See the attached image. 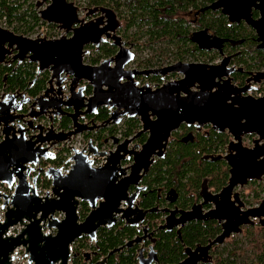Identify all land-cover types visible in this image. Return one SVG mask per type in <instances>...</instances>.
Segmentation results:
<instances>
[{"label":"water","instance_id":"95a60500","mask_svg":"<svg viewBox=\"0 0 264 264\" xmlns=\"http://www.w3.org/2000/svg\"><path fill=\"white\" fill-rule=\"evenodd\" d=\"M35 7L40 9L41 21L56 26L63 35L57 39L29 38L0 27V68L9 56L17 66L24 61L34 64L31 86L41 74H47L43 88L34 95L0 87V185H6L9 191L0 192V264H12L19 248L24 249L29 264H71V248L77 240L87 238L89 244L96 245L98 231L111 229L117 222L136 229L137 235L96 262L91 259L96 253H84L85 262L107 264L111 256L134 245L139 247V264H160L152 247L159 231L177 229L181 240L180 230L186 224L214 221L221 233L206 246L185 248V260L179 263L206 264L213 246L240 234L242 227L253 225L254 220L264 225V202L258 208L241 211L239 194H233L238 186L264 177V97L248 96L251 88L233 85L231 76L241 69L230 66L233 56L224 55L223 39L207 30L192 36L199 49L219 53L218 64L179 62L162 69L129 70L126 67L134 54L123 47L117 35L121 24L113 10H88L87 17L98 16L85 21L79 17V7L68 0H38ZM206 9L220 10L230 22H245L256 33L258 49L264 50V0H219ZM252 9L259 12L258 20L251 17ZM108 40L118 48L115 56L97 66L85 64L87 48L98 51ZM170 74L181 78L156 89L136 82L139 76L164 81ZM104 109L107 118L97 122L96 117ZM62 117L69 120V125L60 132H55L53 125L37 123L44 118L53 123V119ZM86 117L91 119L82 123ZM124 118H137L141 129L122 141L112 137V150H103L107 141L99 140L95 145L90 138L82 150L71 148L73 155L65 173L53 166L41 167V163L56 160L44 144L53 147L71 142L78 135L97 134L119 125ZM182 125L196 132L210 126L214 132L231 138L224 157H209L226 162L227 186L213 195L203 185L199 193L202 203L189 211L162 210L163 224L148 233L142 224L154 210L139 208L138 194L144 190L139 185L153 163L165 157L172 134ZM141 135L147 136L144 144H133ZM248 136H254L249 148L243 144ZM96 158L100 165L95 167ZM123 162L130 165L123 167ZM41 179L50 184L43 198L36 190ZM131 187L135 188L133 194H129ZM169 195L176 193L171 190ZM81 204L89 210L83 220L79 216ZM205 206L213 208L204 212ZM15 227H19L18 234L10 235ZM146 243L150 245L146 247ZM146 248L149 252L145 254Z\"/></svg>","mask_w":264,"mask_h":264},{"label":"trees","instance_id":"16d2710c","mask_svg":"<svg viewBox=\"0 0 264 264\" xmlns=\"http://www.w3.org/2000/svg\"><path fill=\"white\" fill-rule=\"evenodd\" d=\"M33 0H0V21L5 20L7 29L17 35L30 37L35 28L46 25L38 13L33 10L36 5L29 3ZM84 4L88 10L105 7L113 10L121 21L120 35L131 41H136L138 51L150 50L153 54L146 60L144 66H152L159 61L162 65L167 60L202 62L211 64L219 58L214 51L199 49L188 38L191 24L185 20L173 18L178 12L191 8L193 11L203 4L211 5L214 0H68ZM84 1V2H82ZM79 6V5H78ZM207 8V7H206ZM197 29L207 30L214 36L225 41L223 52L226 55L240 52L232 64L244 66L248 69L260 70L264 68V51L256 49V42L252 40L251 30L244 26L230 24L226 16L220 12L207 9L201 15ZM53 27V26H51ZM133 29V32H130ZM114 50L108 46H101L95 57L90 58V64H97L100 60L108 58ZM207 59V60H206ZM201 60V61H200ZM143 63V62H142ZM35 66L25 63L10 75L7 85L10 91L27 90L31 95L38 93L44 86L47 76L39 79L32 89L28 83L35 77ZM106 113L101 110L96 120L101 121ZM119 129L122 138H130L139 129V123L128 120ZM114 131L117 127H113ZM112 129V131H113ZM109 129H103L97 134L84 135L87 139L100 140ZM188 133L192 138L185 141ZM145 138L140 139L144 143ZM229 142V137L213 132L209 127L203 133H195L193 129L182 127L173 135L167 153L163 160H159L151 168L144 183L151 188H159L162 195L173 190L178 194L177 205L180 209H189L198 198V190L203 180L209 181V186L219 191L228 180V169L223 162H210L205 158L223 152ZM102 145V144H101ZM48 186L49 182L41 179L39 182ZM154 199H148L143 206H150ZM258 201V198L255 199ZM86 204L79 207L81 220L88 213ZM221 233L215 222H195L186 226L181 233V241L173 232H159L155 244V251L161 264H178L184 258L183 248L206 245ZM135 236L130 228H121L120 225L106 230L100 229L97 233L96 245H89L87 238L79 239L71 248V264H82L83 254L87 251L97 250L98 257L106 256L110 251L124 245ZM133 249L126 254L113 256L108 264H132ZM213 264H264V228L243 229L240 239L236 237L227 241L221 248L213 252Z\"/></svg>","mask_w":264,"mask_h":264},{"label":"flooded vegetation","instance_id":"af4514ba","mask_svg":"<svg viewBox=\"0 0 264 264\" xmlns=\"http://www.w3.org/2000/svg\"><path fill=\"white\" fill-rule=\"evenodd\" d=\"M217 1H219V0H214L213 1V3H215V2H217ZM213 3H211V5L213 4ZM208 6H210V5H207L206 3L205 4H203V5H200L199 7H198V10H195V11H193L191 8H189L188 10H186V11H183V12H178V14L173 18V20H175V19H178V20H185L186 22H188L189 24H192L193 26H194V30L193 31H190L189 32V35H188V38H189V40L191 41L192 40V36L194 35V33H197V32H201V31H204V30H202V29H197L196 27H198V24H199V20L201 19V15H204V13L207 11V9H206V7H208ZM79 7V9H80V14H82V12H83V16H82V19H84L85 21H89V20H92V19H94V18H96L97 16H98V14L97 15H92V16H89V17H87L86 16V14H87V11H88V8H86V7H80V6H78ZM82 11V12H81ZM211 11V10H210ZM212 12H220L221 13V11L220 10H217V11H212ZM222 14V13H221ZM223 15V14H222ZM80 16V15H79ZM251 17L253 18V20H258L259 19V12L258 11H255L254 9H252V11H251ZM227 18V17H226ZM227 20H228V22H230L229 21V19L227 18ZM120 21V20H119ZM176 21V20H175ZM120 24H121V21H120ZM230 24H235V25H237V26H240V25H244V26H246V27H248L250 30H251V32H252V40H254L255 42H256V39H257V36H256V33H255V31L251 28V27H249V26H247L246 25V23L245 22H243V21H235V22H230ZM121 27H122V24H121V26H120V28L118 29V31H117V35H119L120 37H121V39H122V43H123V47H125V48H130V50H131V52L134 54V59H133V61L126 67V69H129V70H139V71H147V70H154V69H162V68H165V67H169V66H172V65H174V64H176V63H179V62H181V63H202V62H192V61H190V59L189 60H186V61H174V60H172V59H170V60H167L165 63H163L162 65L160 64V62L158 61L157 62V64H152V66L150 67V66H144V62L146 61V60H148V58L149 57H147V58H145V59H143V61L142 60H139L138 58H137V53L138 52H140V51H138V46H137V42L136 41H131V40H129V39H126V38H124L122 35H120V30H121ZM208 32V31H207ZM208 34H210V35H213L212 33H210V32H208ZM214 36V35H213ZM112 42L111 41H107L106 43H104V44H101V46H108V47H110V48H112L113 50H114V53L113 54H111L108 58H106V59H110V58H112L113 56H115V54L118 52V48H116L115 46H112V44H111ZM101 46H100V48H101ZM100 48H99V50L98 51H96L93 47H88L87 48V52H90V54H91V57L90 58H93V57H95V53H97V52H99L100 51ZM256 49L257 50H260V49H258V43L256 42ZM260 51H264V50H260ZM214 52H216V51H214ZM217 54H218V56H219V58L217 59V60H215V61H213L211 64H218L220 61H221V56L219 55V53L218 52H216ZM240 54V52H236V53H234V54H230V55H226L225 53H224V55L225 56H233L232 57V60H231V63H230V66H233V67H235L236 69H241V72H236V73H234L232 76H231V79H232V83H233V85L235 86V87H237V88H244V87H249V88H251V91H249L246 95H248V96H251V97H254V98H257V97H255V94L260 90V88L261 87H263L264 86V68H262V69H260V70H255V69H248V68H246V67H244V66H236V65H233L232 64V62H233V60L235 59V57L236 56H238ZM106 59H103V60H106ZM103 60H100L99 61V63H97V64H93V66H97V65H99ZM6 62H7V64L6 65H3V66H1V68H0V87H3L4 89H5V91H8V92H10V89H9V87H8V85H7V81H8V78H9V76L10 75H13L16 71H17V69L19 68V67H21L23 64H25V63H29V62H27V61H24L23 63H21L19 66H17V63L16 62H13L12 61V56H9V57H7L6 58ZM143 62V63H142ZM30 64V63H29ZM34 65V64H33ZM90 65H92V64H90ZM35 66V65H34ZM36 68V67H35ZM36 71V70H35ZM47 76V74L46 73H44V74H41L40 75V77L38 78V80L39 79H41L43 76ZM35 78V77H34ZM181 77L179 76V75H176V74H170V75H168V76H166L165 77V80L164 81H162L161 80V78L160 77H153V76H149V77H147V78H145V77H142V76H139V77H136V82L138 83V86H143L144 84H148V85H150V87L152 88V89H156V88H159L164 82H168V81H175V80H178V79H180ZM34 80V79H33ZM32 80V81H33ZM37 80V81H38ZM32 81H30L29 83H28V90L29 89H32L34 86H35V84H34V86H31V83H32ZM27 91V90H26ZM262 98V97H261ZM105 113H106V116H105V118L104 119H106L107 118V112H106V110L104 109L103 110ZM45 119H47V118H44V119H41L40 121H42V120H45ZM86 119H88V120H90L91 119V117H86ZM103 119V120H104ZM56 120V122H58L59 123V126H60V128L62 129V130H64V129H66V128H68V125H69V120L67 119V118H65V117H62L60 120H57V119H53V121H55ZM128 120H135V121H137L138 123H139V129L137 130V131H135V133H134V135H136L137 134V132H139V130L141 129V125H140V122H139V120L136 118V119H127V118H124L122 121H121V123L119 124V125H113V126H109V127H106L105 129H109L107 132H105L104 133V135L102 134V135H100L99 136V139H100V141H107V143L106 144H110L109 145V147L110 148H108V149H106V150H112L113 148H114V145H113V142H112V140H111V138L112 137H116L117 136V134H119L120 135V141H122L123 139H125V138H122V131H124V130H119V128L118 127H120L121 126V129L122 128H125L124 126H126L125 124H126V122L128 121ZM97 122H100V121H98V120H96ZM102 121V120H101ZM43 126H45V125H43ZM46 127V126H45ZM113 127H117V130L116 131H114V129H113ZM182 127H186V126H184V125H182L176 132H178ZM210 128V126H206V127H204L200 132H196V130H195V128H193V127H191V128H188V127H186V128H188V129H193L194 130V132L195 133H203L204 132V130L206 129V128ZM112 129H113V131H112ZM211 129V128H210ZM212 130V129H211ZM101 130H99L98 131V133L100 132ZM213 131V130H212ZM176 132H174L173 134H172V137H171V139H170V142H169V144L171 143V141H172V138H173V135L176 133ZM214 132V131H213ZM216 133V132H215ZM217 134H219V133H217ZM133 135V136H134ZM192 133H188V135L185 137L186 139H185V141H187V139L188 138H192ZM221 135H226V134H221ZM227 137H229L228 135H226ZM146 135H141L139 138H137L134 142H133V144H139V145H142V144H144V143H140V139L141 138H145V140H146ZM254 138V136H248V137H246L244 140H243V144H244V146H246V147H251V143H252V139ZM190 139H188V141H189ZM230 140H231V138L229 137V142H230ZM99 141V140H98ZM95 142H97L96 140H95ZM229 142L227 143V145L225 146V149H224V151L223 152H220V153H218V154H216V155H211V156H209V157H218V156H221V157H224L226 154H227V146H228V144H229ZM169 144H168V147H169ZM105 145V144H104ZM103 145V146H104ZM168 147H167V149H168ZM166 153H167V150H166ZM166 153H165V155H166ZM209 157H207V158H205V160L206 161H210V162H223L224 164H225V166L227 167V169H228V179H229V167L227 166V164H226V162H224L223 160H214V159H211V158H209ZM165 158V157H164ZM163 158V159H164ZM163 159H159V160H163ZM159 160H156L154 163H153V165L151 166V168L155 165V163L157 162V161H159ZM126 164H129L130 165V163L129 162H123L122 163V166L123 167H125V165ZM128 167V166H127ZM151 168H150V170H149V172L147 173V175L145 176V177H143V179L141 180V182H140V185H139V187L140 188H142V189H144V190H141L140 192H139V194H138V198H137V202H138V204H139V208L140 209H142V210H145V211H148V210H154V212H152L151 214H148L147 216H146V218H145V221L143 222V224H142V226H144V227H147L148 228V233H150V232H152V231H155L159 226H161L162 224H163V219L165 218V215H163V214H161L160 212L162 211V210H166V209H168V210H171V211H173L174 209H178V210H183V209H180L179 208V206L177 205V201H178V194L176 193V196H174V195H169V192L168 193H166L165 195H162V193H161V191L159 190V188H149L145 183H144V181H145V179L148 177V175H149V173H150V171H151ZM128 173V172H127ZM227 182H228V180H227ZM227 182H226V184L223 186V187H221L220 189H219V191H215V190H213L210 186H209V181L208 180H203L202 182H201V185H200V188H199V190H198V198H197V200L196 201H194V203H193V205H195V204H200V203H202V199L199 197V193H200V191H201V187L203 186V185H207V188H208V191L211 193V194H213V195H217V194H219L226 186H227ZM264 182V177H263V179L261 180V181H259V182H256V181H253V182H248V184L246 185V186H244V187H237V188H235L234 190H233V194L234 193H237V194H239V200L243 203V207L241 208V211H246V210H249V209H254V208H258L263 202H264V187L262 186V183ZM245 189H248V193L246 194V192H244V190ZM135 192V188H133V187H131L130 188V190H129V194H133ZM176 197V198H175ZM150 198H153L154 199V201H153V204L152 205H150V206H146V207H144L143 206V204L148 200V199H150ZM256 198H258V201H255V199ZM174 199V202H171L170 200H173ZM232 201H233V198L231 199ZM192 205V206H193ZM191 206V207H192ZM236 206H237V204H236ZM191 207L189 208V209H187V210H184V211H189L190 209H191ZM213 207L212 206H205V207H203V211L204 212H208L209 210H211ZM210 222V221H209ZM211 222H214V221H211ZM193 223H195V222H193ZM201 223H205V222H201ZM216 223V222H215ZM189 224H191V223H189ZM189 224H186L180 231H181V233H182V230L186 227V226H188ZM217 224V223H216ZM120 225V227L121 228H130V227H128V226H126L123 222H117V224L113 227V228H115L116 226H119ZM218 225V224H217ZM219 226V225H218ZM220 227V226H219ZM246 227H252V228H256V229H259V228H264V225H261V223L260 222H258L257 220H254L253 221V225H249V226H246ZM246 227H242V231H243V229L244 228H246ZM112 229V228H111ZM130 229H133V228H130ZM106 230H109V229H106ZM134 231H135V236L137 235V233H136V229H133ZM221 230V229H220ZM242 231H241V233L240 234H238V235H232L228 240H226L222 245H220V246H213L211 249H210V251H209V256L211 257V259H210V261L208 262V263H206V264H213V262H214V259H213V252H214V250L215 249H218V248H221V247H223L224 245H225V243L227 242V241H229V240H231L232 238H234V237H237V236H240L241 234H242ZM159 232H167V231H159ZM158 232V233H159ZM175 233L176 235H177V229H173L170 233ZM157 233V234H158ZM157 234L155 235V239H156V241H157ZM134 236V237H135ZM133 237V238H134ZM133 238L132 239H130V240H128V241H126L125 243H124V245H126L127 243H129L131 240H133ZM177 238H178V235H177ZM182 239V238H181ZM178 240H179V238H178ZM156 241H155V243L152 245V247H153V249L155 250V244H156ZM181 241V240H180ZM208 244V243H207ZM206 244V245H207ZM123 245V246H124ZM150 245V243H146V247H148ZM206 245H201V246H206ZM93 246H95V245H93ZM196 246H198V244L196 245ZM196 246H194L193 248L192 247H187V246H185L184 248H183V255H184V249L185 248H190V249H194ZM122 247V246H121ZM133 249V251H134V253H133V263L132 264H139V261H138V252H137V250L139 249V247L138 246H134L133 245V247H131V248H124L123 249V251L122 252H120V253H117V254H115V255H113V256H120V255H124V253L126 254L129 250H132ZM91 253H96V255L95 256H92V262H96V261H98L100 258H102V257H99V258H97L98 257V253H97V250H93V251H90ZM147 252H149L148 250H147V248H146V250H145V254L147 253ZM156 252V251H155ZM157 253V252H156ZM113 256H111V257H113ZM110 257V258H111ZM158 257V256H157ZM109 258V259H110ZM109 259H108V261H109ZM159 260V259H158ZM185 260V255H184V258L182 259V261L181 262H183ZM108 261H107V264H108ZM181 262H179V263H181ZM159 263H160V261H159ZM178 263V264H179ZM161 264V263H160ZM199 264H201V263H199Z\"/></svg>","mask_w":264,"mask_h":264},{"label":"built area","instance_id":"2783aa9c","mask_svg":"<svg viewBox=\"0 0 264 264\" xmlns=\"http://www.w3.org/2000/svg\"><path fill=\"white\" fill-rule=\"evenodd\" d=\"M79 17L82 18L81 16ZM0 27L7 29L5 26L4 27L0 26ZM45 27H46L45 29L38 31V33L35 36H30L29 38L46 37L48 39H57L61 36L60 34H58V32L60 31L58 28H55V30L51 31L49 30L48 25H46ZM90 57H91L90 52H87V54L84 56L85 64L90 65V61H89ZM255 97L257 98L264 97V86L261 87L260 90L255 94ZM88 121H89L88 119L81 120L82 123H88ZM37 123L41 125H45L46 127H50L51 125H53L55 132L62 131V129L59 126V123L56 122V120L53 121V123H51L48 119H45L42 121H38ZM81 137L82 135H78L71 142H65L60 145H55L53 147H49L48 145L44 144L43 147L48 149V153L56 156V160L53 162L41 163V167L47 169L48 167L53 166L55 168H60L62 172L65 173L69 169V165H70L67 161L70 158V156L73 155L71 148L73 147L76 150H82L87 144V141L85 142L82 139H80ZM120 138L121 137L119 135L118 139L120 140ZM94 144L96 145L97 143L95 142ZM98 165H100V162L94 161V166L96 167ZM31 179L32 177L30 176L27 178V181L31 182ZM46 181L49 182L48 180ZM49 189H50V184L48 186H45L43 185L42 181L38 182L36 190L40 198H43L49 192ZM58 219H61V217L59 216ZM24 253L25 251L23 248L16 249L12 256V264H29L27 261V257L24 256Z\"/></svg>","mask_w":264,"mask_h":264},{"label":"rangeland","instance_id":"374dc122","mask_svg":"<svg viewBox=\"0 0 264 264\" xmlns=\"http://www.w3.org/2000/svg\"><path fill=\"white\" fill-rule=\"evenodd\" d=\"M37 1H38V0H33V1H29V3L35 4ZM82 2H84V1H82ZM73 3H74L76 6L79 5V6L82 7V8L85 7L84 4H81V3L79 4V3H78V5H77L76 2H73ZM84 3H85V2H84ZM44 7H45V6L43 5L42 8H44ZM42 8H41V9H42ZM33 10H35V11L38 13L40 9L34 8ZM81 12H82V11H81ZM38 15H39V14H38ZM83 15H84V14H83V12H82V14H80V16L82 17ZM42 22H43V21H42ZM6 25H7V24H6V21H5L4 19L0 21V26H3V27L5 26V27L7 28ZM46 25H48V24H46ZM46 25H41V26L35 28V30H34L33 33L31 34V36H35V35L38 33V31L45 29V28H46V27H45ZM51 26H53V27H51ZM190 27H191V29L194 28V26H193L192 24H191ZM48 28H49V30L53 31V30H55V28H57V27L54 26V25H48ZM130 32H133V29H132ZM58 34L63 35V32H62V31H59ZM152 54H153V53H152L150 50H141L140 52L137 53V58H138L139 60H142V61H143V59H145V58H147V57H150ZM206 60H207V59H206ZM216 60H217V59H216ZM200 61H201V60H200ZM118 128H120V127H118ZM119 130H121V129H119ZM118 137H119V134H117L116 138H118ZM80 139H82V140L85 141V142H86V141L88 142V139L85 138L84 135H82V137H81ZM109 145H110V144H105V145L103 146V149L106 150V149L110 148ZM95 162H100V160L96 158ZM127 166H129V164H126V165H125V167H127ZM262 186L264 187V182L262 183ZM0 192H1V193L8 194L9 191H8V189H7V186H6V185H0ZM244 192H246V194H247V193H248V189H245ZM1 203H2V200H0V206H1ZM2 217H3V210L0 209V218L2 219ZM56 217L58 218L59 215H57ZM255 229H256V228H255ZM256 230H257V229H256ZM18 232H19V227H15V228H13V229L10 231V235H16V234H18ZM236 238L239 240V239H240V236H237ZM89 245H91V244H89ZM87 253H91V252H90V251H87ZM82 264H90V263L83 261Z\"/></svg>","mask_w":264,"mask_h":264}]
</instances>
